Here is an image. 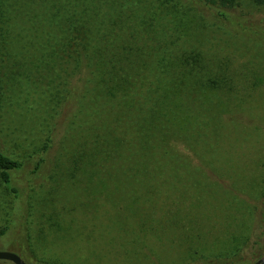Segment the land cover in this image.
I'll use <instances>...</instances> for the list:
<instances>
[{"label": "rangeland", "instance_id": "obj_1", "mask_svg": "<svg viewBox=\"0 0 264 264\" xmlns=\"http://www.w3.org/2000/svg\"><path fill=\"white\" fill-rule=\"evenodd\" d=\"M234 9L264 24V7ZM178 69L217 74V89L189 101L165 168L142 166L123 98L136 73ZM117 75V90L96 93L95 78ZM0 145L25 161L12 172L19 198L0 179V249L16 245L28 264H193L264 240V39L199 2L0 0ZM253 250L262 257L264 241Z\"/></svg>", "mask_w": 264, "mask_h": 264}, {"label": "trees", "instance_id": "obj_2", "mask_svg": "<svg viewBox=\"0 0 264 264\" xmlns=\"http://www.w3.org/2000/svg\"><path fill=\"white\" fill-rule=\"evenodd\" d=\"M127 1V0H125ZM159 6L171 4L176 6L181 4L184 7H191L199 2L202 6L207 8L214 17L222 24L232 28L235 32H241L245 35L252 36L259 40L264 39V24L247 23L249 16L246 13L235 12V7L240 3V0H155ZM253 6L264 7V0H249ZM192 3V5H191ZM78 24L81 23L80 19ZM78 27L85 28L81 23ZM79 33V32H78ZM263 38V39H262ZM74 47L78 52L85 48L82 42V37L77 35L74 38ZM139 52V45L134 49ZM80 53V52H79ZM141 68H146L144 62L138 61ZM184 65L185 62L182 60ZM98 69V66H97ZM171 76H156L139 75L136 73L133 90L130 89L129 96L123 98L124 107L128 109L126 118L130 122H140L141 136L140 149L143 151L145 157L144 161L137 160L142 166L150 165L152 169L165 168L164 159H168L167 155V140L170 137H178L182 135V128L186 123V116L188 115L187 105L191 99L200 98L202 93H206L207 88L217 89V74L202 72L200 74L179 73ZM102 82H98L95 78V91L101 93L109 91L113 87L117 90L120 87L122 76L117 75L115 78H110L108 81L103 76L100 78ZM113 83V84H110ZM129 87V85H128ZM173 88L175 91L173 92ZM175 97V98H174ZM130 117V118H129ZM170 122H176L173 126ZM177 127V128H176ZM185 128V127H184ZM49 145L45 144L44 151L46 152ZM45 156H40L34 163V169H39L45 163ZM167 161V160H166ZM25 164L24 160L18 157L11 156L6 153L0 145V179L5 187L13 194L15 198L20 197L19 188L15 185L12 172L21 169ZM163 166V167H162ZM176 216H179V211H174ZM11 228L10 224H5L0 227V242ZM182 228L178 226L177 229ZM254 237V236H253ZM248 236L243 243L234 251L224 254H208L198 255L193 261V264H228L238 263L243 259H259L261 254L254 251V247L259 243H263V239L256 235V238ZM261 240V241H260ZM192 247V246H191ZM11 251L18 254L17 246L10 247ZM19 248V247H18ZM197 252V250H195ZM194 251V252H195ZM250 258V259H249ZM27 263V262H26ZM0 264H13L8 260L0 259ZM28 264V263H27ZM48 264V263H47Z\"/></svg>", "mask_w": 264, "mask_h": 264}, {"label": "water", "instance_id": "obj_3", "mask_svg": "<svg viewBox=\"0 0 264 264\" xmlns=\"http://www.w3.org/2000/svg\"><path fill=\"white\" fill-rule=\"evenodd\" d=\"M0 259L8 260L13 264H27L19 254L11 250L0 249ZM253 264H264V255L257 259Z\"/></svg>", "mask_w": 264, "mask_h": 264}]
</instances>
